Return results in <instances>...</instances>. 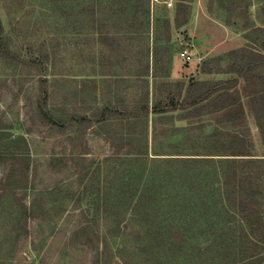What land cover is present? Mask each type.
I'll list each match as a JSON object with an SVG mask.
<instances>
[{"label": "rangeland", "instance_id": "rangeland-1", "mask_svg": "<svg viewBox=\"0 0 264 264\" xmlns=\"http://www.w3.org/2000/svg\"><path fill=\"white\" fill-rule=\"evenodd\" d=\"M148 1L147 26L143 19L132 18L140 10L134 6L135 0H0L3 37L19 57H0V264L143 261V257L131 258L126 252L120 259L116 253L119 242L134 246L130 229L122 231L128 235L120 240L107 233V219L83 211L91 194L95 197L107 184L109 176L101 163L113 154L100 132H108L116 121L100 129L94 115L100 105L108 103L124 108L127 102L142 97L148 85L151 105L153 76L162 72L150 68L148 78L143 80L142 68L151 64L153 36L162 45L163 20L171 26L174 49L168 80L173 83L236 78L217 73L228 66V61L219 57L227 58L229 51L245 46L264 54V0H173L171 7L163 0L153 5ZM180 5L186 6L188 22L184 25H180ZM105 34L120 46L118 51L103 47L101 38ZM189 36L202 59L200 64H188L190 71L185 74L187 65L175 53L184 48L182 43ZM45 90L48 109L55 116L76 113L93 121L64 132L48 125L37 110ZM236 90L243 123L220 122L227 119L220 115L205 117L201 122L207 128L244 136L248 133L254 146L261 148L256 151L260 155L264 153V136L249 114L247 91L241 80ZM187 122L177 121L176 125L186 126ZM127 123L122 122L121 130L125 131ZM148 133L150 142V126ZM125 152L121 149L119 154ZM191 235H168L173 250L170 255L190 263L197 259L201 246L207 248L204 257L214 255L210 250L216 245V235L203 237L196 231ZM104 242L107 249L98 255L97 248L101 249Z\"/></svg>", "mask_w": 264, "mask_h": 264}, {"label": "trees", "instance_id": "trees-1", "mask_svg": "<svg viewBox=\"0 0 264 264\" xmlns=\"http://www.w3.org/2000/svg\"><path fill=\"white\" fill-rule=\"evenodd\" d=\"M148 3L135 0L133 4L140 10L132 16L134 20L143 19L147 26ZM181 7L180 25L188 21L186 6ZM163 22L162 45L153 36L151 64L142 68L143 80L148 78L150 68L162 72L152 75L151 105L148 85L142 97L127 102L124 108L108 103L100 105L94 115L100 129L116 121L108 132H100L106 136L113 154L101 163L109 176L107 184L95 197L91 194L83 214L107 219V233L120 240L128 235L122 231L130 229L134 246L119 242L116 253L120 259H124L126 252L131 258L143 257L139 264H264V153L256 154L261 148L254 146L248 133L244 136L217 127L207 128L201 122L205 117L220 115L227 116L220 122L243 123L244 113L236 90L241 80L247 91L249 114L264 136V54L245 46L229 51L227 58L219 57L227 60L228 66L219 68L217 73L233 74L236 78L173 83L168 80L174 49L171 26L168 20ZM3 33L0 21V57L19 58L9 49ZM101 39L108 51L120 49L108 35ZM47 99L45 90L39 99L38 113L60 131L93 121L76 113L59 118L48 109ZM183 120L188 121L186 126L176 125ZM122 122H128L125 131L121 130ZM188 135L190 138H183ZM121 149L126 152L120 155ZM194 231L203 237L216 235V245L210 250L214 255L204 257V246L190 263L170 255L173 250L167 236L190 232L191 237ZM106 249L104 242L97 254Z\"/></svg>", "mask_w": 264, "mask_h": 264}, {"label": "built area", "instance_id": "built-area-1", "mask_svg": "<svg viewBox=\"0 0 264 264\" xmlns=\"http://www.w3.org/2000/svg\"><path fill=\"white\" fill-rule=\"evenodd\" d=\"M153 1H157V0H151V2L153 3ZM163 3L168 6L171 7L173 5V0H163ZM183 47L182 49H179L177 52V56L183 61L184 65H188L191 62L194 61H199L197 64H199L201 62L200 56H198L196 53L192 52V47L190 45H188L187 43H182Z\"/></svg>", "mask_w": 264, "mask_h": 264}, {"label": "crops", "instance_id": "crops-1", "mask_svg": "<svg viewBox=\"0 0 264 264\" xmlns=\"http://www.w3.org/2000/svg\"><path fill=\"white\" fill-rule=\"evenodd\" d=\"M151 1V0H150ZM178 1H182V0H178ZM158 2V0L155 2V3H157ZM163 2V1H162ZM151 4L153 5L154 4V1H153V3L151 2ZM184 6V5H183ZM188 22V21H187ZM186 22V23H187ZM186 23H184V24H186ZM184 24H181V25H184ZM189 27V25H186V29ZM184 43H187L188 45H190L191 47H192V52L193 53H196L198 56H200V58H201V53H200V51H199V49H198V47L195 45V42L193 41V40H190V36L188 37V39H187V41H184ZM175 55H176V58H178V56H177V53H175ZM190 66V65H189ZM188 65L187 66H184V73L186 74V72L185 71H190V67H189ZM197 66L195 65V68H196Z\"/></svg>", "mask_w": 264, "mask_h": 264}]
</instances>
